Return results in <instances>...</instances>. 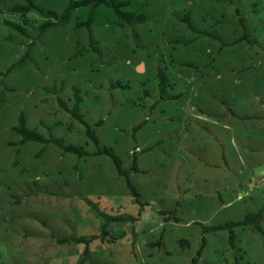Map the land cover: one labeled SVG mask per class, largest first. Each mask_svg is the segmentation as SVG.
Listing matches in <instances>:
<instances>
[{"label": "rangeland", "instance_id": "1", "mask_svg": "<svg viewBox=\"0 0 264 264\" xmlns=\"http://www.w3.org/2000/svg\"><path fill=\"white\" fill-rule=\"evenodd\" d=\"M69 1L0 0V264H264V0Z\"/></svg>", "mask_w": 264, "mask_h": 264}, {"label": "trees", "instance_id": "2", "mask_svg": "<svg viewBox=\"0 0 264 264\" xmlns=\"http://www.w3.org/2000/svg\"><path fill=\"white\" fill-rule=\"evenodd\" d=\"M24 1L26 3L25 5H17L15 7H13L12 12L20 13V14H27L31 10L35 9V10L40 11L42 14H45L44 10L41 9L40 7H38L35 4L34 0H24ZM101 5H105L111 9H113L116 16L119 18V20L123 23L128 24V25H133L136 23H143L147 20V17L143 14H136L134 12L123 11V8L127 7L129 5V1H120V0H78V1L70 0L68 7L65 10V14L62 16V18H63V20H67L69 18V15H70L72 10H75L79 7L91 6V12H90V15H89L87 21L82 23L83 26L90 29L92 22H93V19H94V16H95V11ZM48 14H49V17H56L57 16V14L55 12H49ZM188 25L190 28L194 29L190 22H188ZM10 26L14 27L17 30H20V27L17 26L16 24H11ZM73 113L75 114L76 111H74ZM75 116L81 122L84 123L81 115L75 114ZM15 131L18 135H20L24 139L25 142L42 143L45 141V139L41 135H39L38 133H36L34 131L28 130L26 128V119H24L23 117H21L20 123L15 128ZM88 134L92 138L94 143L99 146L98 139L96 138L94 133L91 131H88ZM58 144L60 146H62L66 152H70V153H73L76 155H81V156L84 155L82 150L78 149L77 147L63 146L61 142H58ZM103 153L106 155H109L113 159L119 173L123 174L127 177L128 188H129L132 196L134 197L135 202L137 204H139L140 206H142L143 204H142L141 195L138 192V190L134 187V185L131 183V181L129 179L128 171L123 170L120 159L116 155H114L113 152L109 149H103ZM263 215H264V209H261L258 213L248 214L243 221H239L236 223H229V224H225V225H219V226L214 227L213 230L220 231V230H225V229H231L232 227H236V226L256 224L262 220ZM234 237L235 236L233 234H231V236H230L231 242H233ZM83 241H84V239H75V242H83ZM200 253L201 252L199 251L198 257L200 256ZM87 254H88V247L85 248V252H84L85 257L87 256ZM85 257L83 260H85ZM197 263H198V258H194L192 260V264H197Z\"/></svg>", "mask_w": 264, "mask_h": 264}]
</instances>
